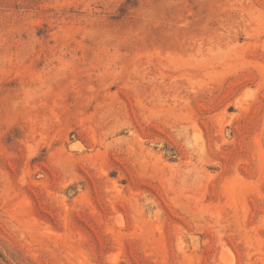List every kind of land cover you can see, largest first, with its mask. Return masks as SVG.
<instances>
[{
	"label": "rangeland",
	"instance_id": "1",
	"mask_svg": "<svg viewBox=\"0 0 264 264\" xmlns=\"http://www.w3.org/2000/svg\"><path fill=\"white\" fill-rule=\"evenodd\" d=\"M0 264H264V0H0Z\"/></svg>",
	"mask_w": 264,
	"mask_h": 264
}]
</instances>
